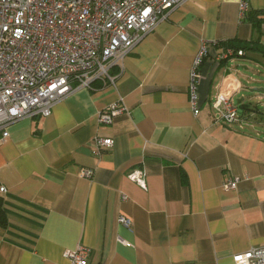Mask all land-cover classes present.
<instances>
[{
	"label": "crops",
	"instance_id": "obj_1",
	"mask_svg": "<svg viewBox=\"0 0 264 264\" xmlns=\"http://www.w3.org/2000/svg\"><path fill=\"white\" fill-rule=\"evenodd\" d=\"M246 1L240 18V0H182L113 69L116 88L94 81L49 116L8 127L0 264H64L78 245L90 249L87 264H234L264 246V0ZM202 41L195 115L188 80ZM228 42L248 48L215 61ZM119 97L127 110L101 128L97 113ZM220 98L239 102L240 122H214ZM95 137H111L112 148L94 153ZM136 168L145 190L126 178Z\"/></svg>",
	"mask_w": 264,
	"mask_h": 264
},
{
	"label": "built area",
	"instance_id": "obj_2",
	"mask_svg": "<svg viewBox=\"0 0 264 264\" xmlns=\"http://www.w3.org/2000/svg\"><path fill=\"white\" fill-rule=\"evenodd\" d=\"M182 0H0V143L8 137V127L23 118L47 117L59 100L77 88L90 89L94 81L116 88L123 59ZM248 2L240 0L239 17L244 18ZM212 43L217 44L216 41ZM210 42L202 41L189 71L190 108L198 114L197 93L202 78L201 65ZM242 50L225 47L215 61L241 57ZM122 97L97 113L98 125L108 127L126 111ZM215 123L240 122L235 101L220 98L214 102ZM111 137H95L94 153L109 151ZM91 172L82 170V177ZM145 172L136 168L126 178L146 189ZM237 179L224 183L234 190ZM6 189L0 187V193ZM126 199V197H122ZM118 222L130 228L124 216ZM126 245L129 243L122 241ZM90 249L78 245L63 252L64 264H87ZM234 264H264V246L251 247L232 256Z\"/></svg>",
	"mask_w": 264,
	"mask_h": 264
},
{
	"label": "trees",
	"instance_id": "obj_3",
	"mask_svg": "<svg viewBox=\"0 0 264 264\" xmlns=\"http://www.w3.org/2000/svg\"><path fill=\"white\" fill-rule=\"evenodd\" d=\"M225 47H230V48H234L236 50H246L248 48V46H245V45H235L233 43H226L224 44V48ZM261 54L264 55V49H259ZM113 74H115V72H113ZM6 225V219H5V215H4V212L2 210V207H1V203H0V226H5Z\"/></svg>",
	"mask_w": 264,
	"mask_h": 264
},
{
	"label": "rangeland",
	"instance_id": "obj_4",
	"mask_svg": "<svg viewBox=\"0 0 264 264\" xmlns=\"http://www.w3.org/2000/svg\"><path fill=\"white\" fill-rule=\"evenodd\" d=\"M261 85H264V84H261ZM264 88V87H263ZM236 103V102H235ZM238 106V113H239V115H241L242 114V109H240V107H239V105H237Z\"/></svg>",
	"mask_w": 264,
	"mask_h": 264
},
{
	"label": "water",
	"instance_id": "obj_5",
	"mask_svg": "<svg viewBox=\"0 0 264 264\" xmlns=\"http://www.w3.org/2000/svg\"><path fill=\"white\" fill-rule=\"evenodd\" d=\"M258 89H255V91H257ZM237 103H239V102H237Z\"/></svg>",
	"mask_w": 264,
	"mask_h": 264
}]
</instances>
